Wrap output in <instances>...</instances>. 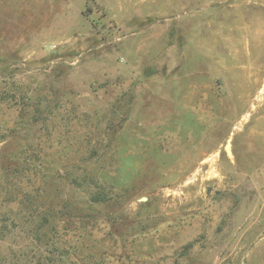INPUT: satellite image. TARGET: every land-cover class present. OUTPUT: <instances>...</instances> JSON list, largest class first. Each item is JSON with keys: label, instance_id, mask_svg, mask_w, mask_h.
I'll use <instances>...</instances> for the list:
<instances>
[{"label": "rangeland", "instance_id": "1", "mask_svg": "<svg viewBox=\"0 0 264 264\" xmlns=\"http://www.w3.org/2000/svg\"><path fill=\"white\" fill-rule=\"evenodd\" d=\"M12 156L79 212L27 230ZM0 227V264H264V0H0Z\"/></svg>", "mask_w": 264, "mask_h": 264}, {"label": "trees", "instance_id": "2", "mask_svg": "<svg viewBox=\"0 0 264 264\" xmlns=\"http://www.w3.org/2000/svg\"><path fill=\"white\" fill-rule=\"evenodd\" d=\"M28 121L30 122L31 118H29ZM23 149L26 150L25 147ZM23 153H25V151ZM17 158L18 157L15 156L14 159L12 156L9 160L10 162L7 163L5 167L7 177L1 190L3 191L5 201L10 200L12 202H17L21 207L22 211H20V213H24L25 215H21L19 221L26 227L27 230H32L33 228L40 229L42 225L49 226L50 229L53 230L55 228V225L57 224V218L62 219L66 216L70 217L75 212H79L73 208L68 200L61 202L60 205H58V203L56 202H46L45 200H43L45 196L43 194V186L45 184L44 181L43 186L39 184V186H36L29 191L23 189L17 182L19 174L29 170H33L34 173L39 172L38 168L34 170L32 166H29V164H27L28 161H19ZM52 174H57V177L61 176V172L59 170H57V172L48 173V175ZM104 197L105 196L103 192H97L95 195H90L91 199L89 198V201H102ZM90 206L91 205H89L88 207ZM34 218H36V220H34ZM4 229H6V231L8 232V226ZM2 231L3 229L0 227V236L5 235L2 233ZM23 259L25 258H16V261H22L21 263L19 262V264L29 263V261ZM37 263L40 264V261H37Z\"/></svg>", "mask_w": 264, "mask_h": 264}]
</instances>
